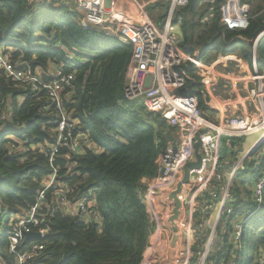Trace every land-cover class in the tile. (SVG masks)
<instances>
[{
    "label": "trees",
    "instance_id": "1",
    "mask_svg": "<svg viewBox=\"0 0 264 264\" xmlns=\"http://www.w3.org/2000/svg\"><path fill=\"white\" fill-rule=\"evenodd\" d=\"M198 3L199 0H190L175 12V18H180L181 49L190 55L198 54L204 61L211 60L206 53H236L251 65L252 40L264 29V13L253 15L245 29L228 30L219 24L218 17L208 24L199 23L203 7L198 8ZM79 21L80 14L72 6H60L55 1L0 0V50L9 60L18 68L30 67L45 80L53 78L47 70L50 64L55 70L63 66L62 72L72 75L69 86L61 90L62 105L93 146H83L72 154L60 149L53 163L59 168L58 179L66 189L67 200L74 203L84 197L93 202L101 216L100 222L86 223L64 212L58 208L52 188H48L40 211L45 214L47 233L29 239L19 249L31 242L42 245L29 264H139L151 230L143 202L147 188L143 179L155 176V162L167 144L170 127L143 103L124 98L131 45L83 30ZM59 44L62 47H57ZM69 55L72 60H68ZM256 62L261 70L264 36L256 46ZM180 71L184 76L180 91L195 95L199 108L209 118L212 106L193 67L184 63ZM56 121L55 106L44 91H34L0 71V200L8 212L29 209L44 187L52 169L41 150L53 141ZM23 140L36 146V152H14L11 144L18 146ZM234 187L237 190L234 185L232 192ZM233 194L236 217L242 212V202L236 191ZM50 206L55 207L51 215L47 214ZM257 215V264H261L264 195ZM6 223L4 220L0 228L1 264L14 261L8 251ZM220 239L223 246L209 253L204 264L228 261L231 240L225 233ZM194 252L191 264L198 257L196 249ZM235 264H248L244 261V247L243 252H237Z\"/></svg>",
    "mask_w": 264,
    "mask_h": 264
},
{
    "label": "built area",
    "instance_id": "2",
    "mask_svg": "<svg viewBox=\"0 0 264 264\" xmlns=\"http://www.w3.org/2000/svg\"><path fill=\"white\" fill-rule=\"evenodd\" d=\"M26 1L28 3L55 1L60 6H72L80 14L79 22L83 30L104 34L131 45V56L123 86L124 98L131 101L141 99L148 111L158 114L177 133L176 138L168 141L159 153L155 162L156 174L147 183L143 194L149 221L156 218L152 204L153 195L155 192L169 191L176 185L184 164L195 159L193 145L195 136L198 135L202 143L200 149L203 157L202 166L205 164L204 159L212 155L211 152L214 155V162L211 173L198 189L203 191L199 192V197L203 198L202 206L195 201L192 205L190 216L193 217L195 214L197 226L193 228L194 223L191 226L187 224L189 239L192 238L191 233L193 238L195 233L196 239H200L198 235L207 228L205 217L212 212L214 218L211 231L202 249L197 251L200 260L198 264H204L209 253L219 249L220 245L223 246L217 228L223 220H228L231 247L228 248V261L225 264H235L237 252H243L241 242L245 225L261 210L264 195V155L259 156L264 148V67L259 70L256 62V46L259 39L264 36V29L252 40V71L247 80H243L247 95L245 109H237L214 122L204 116L195 95L180 91L184 85L180 66L184 63L191 65L208 96L221 98L217 93L219 80L227 85L232 82L231 76L240 71V63L236 61L229 68L226 65L229 59L204 61L198 54L190 55L181 49L180 18H175V12L179 7L188 5L190 0H163L166 12L161 23L156 21L148 11L147 4L141 0ZM201 7L203 11L198 16L199 23L208 24L218 17L219 24L228 30L245 29L252 17L249 0H199L198 8ZM57 47L62 45L59 44ZM67 57L68 60L73 59L71 55ZM218 65L224 67L223 70L217 75L213 74ZM62 68L63 66H58L53 78L45 80L39 72L33 71L30 67L18 68L0 50V71L23 86L34 91H44L55 106L57 114L53 141L47 148L41 150L48 158L52 171L44 187L38 191L35 203L25 211L11 213L0 200V225L2 219L7 221L8 251L14 256L11 264H29L43 248L37 242H31L21 250L19 246L22 245L25 231H38L40 237L47 233L48 228L44 225L45 214L40 211L41 203L46 199L45 190L48 188H52L58 208L64 212L77 215L86 223L101 220L92 201L84 197L78 198L74 203L67 200L66 189L58 179L59 168L53 163L60 149L72 154L81 150L83 146H93L86 132L77 126V120L72 118L62 105L61 90L69 86L72 79L71 74L62 72ZM249 83H252V86H249ZM252 137L253 139L249 141ZM11 148L14 152L22 154L35 153L37 150L36 146L27 145L25 140L18 146L12 143ZM224 149L227 153H239V157L233 162L224 185L217 189L216 185L222 181V174H216L214 171L217 167L220 168L219 152ZM245 159L258 161L257 167H254L256 173L252 195L250 204L245 203L242 212L233 219L236 209L233 204L235 196L232 192L234 178L236 172L243 168ZM210 180L215 182L214 187H207ZM196 193L193 200L197 197ZM206 198H209V201ZM54 210L55 207L50 206L47 214H53ZM163 244L160 228L151 229L139 264H163L155 254L157 250L164 249ZM188 251L191 254L190 241ZM189 254L188 257L186 255V263ZM173 263L174 261L168 264ZM260 263L264 264V254Z\"/></svg>",
    "mask_w": 264,
    "mask_h": 264
},
{
    "label": "crops",
    "instance_id": "3",
    "mask_svg": "<svg viewBox=\"0 0 264 264\" xmlns=\"http://www.w3.org/2000/svg\"><path fill=\"white\" fill-rule=\"evenodd\" d=\"M141 1L147 4L148 11L151 14L153 13V11H151L149 9V7L153 6L154 4L164 5L163 3H165L163 0H158V1L157 0H155V1H153V0H141ZM120 4H122V2H120ZM157 13H158V11H156L153 14L156 15ZM230 56L231 57L233 56V57H232V59H229L226 62V65H228L230 68L234 64V62L237 61L240 63V71L236 72L235 74H233L231 76L232 82H230L228 85L219 80V86L217 87V93L221 96V98H215L214 95L213 96L209 95L210 96L209 100H210V104L212 106V109L210 111L211 117H209L208 119L211 121H214V122L218 121L220 118H222L226 114H231V113L237 111V109H240V110L245 109V100H246L247 95H246V89L244 87L243 80H247V78L249 77V75L252 71V63L250 65L241 56H239V55L236 56V54H232ZM223 68L224 67L218 65L217 70H215L213 74L217 75L220 70H223ZM47 70H49L51 75L55 74V66L54 65L50 64V66L47 67ZM249 86H252V83H249ZM169 130L170 131H168L167 142L176 138V135H177L175 130H171L170 128H169ZM227 162L228 161L224 160L225 165ZM223 175H224V172H223L222 178H221L222 181L216 185L217 189H220L224 185V183L226 182L225 178H223ZM254 175H255V172H254ZM254 175H253V178H251L250 180H245L249 183L248 186L246 183L243 182V185H246L247 186L246 188L249 191V193H247V194L244 192L243 187H241V185H239V184L236 185L234 183V185H236V188H237V190H236L234 187V189H235L234 191H236L237 194L239 195L238 200H240L242 202V205L239 206V208H243L245 203H249L251 200L252 184H253ZM150 180L151 179L144 178L143 182H145L147 184ZM184 185L182 186V188L184 187ZM213 187H214V185H213ZM193 188L194 187H192V189ZM188 190H189V188H188ZM179 195H180L179 196L180 202H179L178 206L176 205L173 198L170 197L171 195L169 192H163V193L162 192H155V194L153 195L152 204L154 207V212L156 213V218L154 220L150 221L151 222V229L156 230L158 227L160 228L161 241L163 243H165L167 239H169L168 241H171L173 243V240H170V233L175 235L177 233V230H182L181 223L179 222V220H180L183 212L186 211V209L184 208V205L182 204L183 198H182L181 193ZM206 199H207V201H209V198H206ZM202 201H203V198L200 197V199L198 200V204H200L201 206H202ZM187 210H188V208H187ZM213 218H214V214H212V212L208 216L205 217L207 228L202 234L198 235V236H200V239H196L197 235L195 233H194V238H193V233L190 234L192 237L189 240L190 241V251H191V249L193 251H194V249H196L197 251L202 249V247L204 246L205 241L209 235V232L211 231ZM234 218L235 217H233V219ZM189 219H190V221H188ZM196 222H197V219L195 218V214L193 217L190 216V214H187L186 218H185V224H183V226L187 227L188 223L190 224L189 226H191L194 223L192 226H193V228H195L197 226L195 224ZM222 224H223V226H222ZM221 226H222V231L219 233L218 229ZM226 226H228L227 232H226ZM217 232H218V236L219 235L222 236V234L225 233L229 238V236H230V222L228 220L222 221L217 228ZM181 237L182 236H178L177 239L175 240V241H177V243L179 241L178 244H180V245H182V243L180 241ZM191 253H192V251H191ZM185 254L188 257V254H189L188 246H186V253Z\"/></svg>",
    "mask_w": 264,
    "mask_h": 264
},
{
    "label": "rangeland",
    "instance_id": "4",
    "mask_svg": "<svg viewBox=\"0 0 264 264\" xmlns=\"http://www.w3.org/2000/svg\"><path fill=\"white\" fill-rule=\"evenodd\" d=\"M249 4H250V11H251V16L253 17V15H262V13H264V9L262 10V8H264V0H249ZM259 7L261 8L260 10ZM36 8V6L34 7ZM54 8V7H51ZM149 9L151 11H153V13H155L156 11H158V13L156 15H154L152 13V15L154 16V18L156 19V21H159L160 23L163 20L164 17V13L166 12V5H162V4H154L153 6L149 7ZM181 10V9H180ZM179 10V11H180ZM258 10V11H257ZM180 15V14H179ZM181 16V15H180ZM206 57L210 56L211 60H227V59H232V57L230 55L232 54H223V55H215L213 56V53H206ZM236 54V53H234ZM222 56V57H221ZM236 56H238V54H236ZM138 103H142L141 99H137ZM208 117H211L210 112H208ZM253 139L249 138V141H251ZM210 154H213V152H211ZM220 156L218 157V165H220V168L218 169V167L215 169L214 173L218 174H223V178H225V181L227 180V176L229 173V170L232 167L233 162L239 157V155L237 154L236 156H233V153H227L226 150H220L219 152ZM261 154V155H260ZM259 154V156L264 155V148L263 151ZM228 159V160H227ZM224 160L228 161L225 165ZM258 161L256 159L254 160H248L245 159L243 162V168H240L235 175L234 178V183L237 185H241V187H243L244 192L247 194V186L249 185V183L245 180H250L251 178H253L254 175V167H257ZM225 165V166H224ZM230 167V168H229ZM226 170H225V169ZM205 173V171H196L195 170L191 173V177L189 179V182L186 183L184 185V189L181 191V195L183 198V202L182 204L184 205V208L186 209V211L183 212L179 222L182 224H185V218L187 215V208L189 210V202L187 201V199H185L186 197L184 196V192L187 191V189H191L192 187H195L196 184H198L199 182L203 181V174ZM183 175V170L181 172V175L179 177V180L182 178ZM243 182L247 184V186H243ZM215 183L213 182V180H210L207 184L208 186H213ZM175 188L172 187L169 191L171 193L172 190ZM204 190V189H203ZM199 192H203L202 190H198L197 197L194 198L195 203H198V200L200 199V193ZM163 193V192H162ZM4 220L2 219L1 223H3ZM260 223V219L258 218V215L256 214L255 216H253L252 218H250V220L246 223L245 225V229L246 232V239L244 240L243 243V247H244V261H247L248 264H257L258 262V258L260 256V249H259V242L257 239V226ZM223 226V224H222ZM222 226L218 229V232L220 233L222 231ZM2 227V225H0V228ZM182 227V226H181ZM184 228V226H183ZM182 232L183 235L186 233V231H182V230H177V233L175 235L170 233V240H173V243L171 241H168L169 239L166 240V242L163 244L164 249L161 248L159 251H156V255L159 257L158 259L160 260L159 262L163 263V264H168L172 261H174L173 264H191V259L194 258V254L195 252L191 249L192 253L189 254V258L188 261L186 263V247L184 245H180L177 243V241H175L177 239L178 236H182ZM219 238H221V235H219ZM178 244V245H177ZM179 246V247H178ZM248 259V260H247ZM199 256L195 259V264L199 263Z\"/></svg>",
    "mask_w": 264,
    "mask_h": 264
},
{
    "label": "water",
    "instance_id": "5",
    "mask_svg": "<svg viewBox=\"0 0 264 264\" xmlns=\"http://www.w3.org/2000/svg\"><path fill=\"white\" fill-rule=\"evenodd\" d=\"M201 132V131H200ZM195 142H194V157L195 159L192 161H188L184 164L183 166V175L182 178L180 180H178V182L175 185V188L172 190V192L170 193V197L173 198V200L175 201L176 205H179V194L181 193V191L183 190L182 186L186 183L189 182L190 179V172L192 170H197L199 168H201L202 163H203V157L202 154L200 152V149L202 147V143L199 140L198 135L195 136ZM41 235L38 231H25L24 233V238L22 240V245L26 244L27 241L29 239L32 238H39Z\"/></svg>",
    "mask_w": 264,
    "mask_h": 264
},
{
    "label": "bare ground",
    "instance_id": "6",
    "mask_svg": "<svg viewBox=\"0 0 264 264\" xmlns=\"http://www.w3.org/2000/svg\"><path fill=\"white\" fill-rule=\"evenodd\" d=\"M213 162H214V155L212 154L211 156H208L204 159L205 164L201 168L195 170V172L196 171H198V172L199 171H205V173L203 174V181L196 184L193 189L192 188L189 190L187 189V191L184 192V196L186 197L185 199H187V201L189 202V210H187L188 211L187 214H190V212H191L192 205L194 203L193 197H194L196 191L202 187V185L204 184V180L211 173L212 167H213ZM191 173H190V177L192 176ZM181 226H182V230L186 231V233L184 235L182 233V237H181L180 241H181L182 245H184L186 247V246H188V242L190 240L189 239V233L187 231V227L183 228V224Z\"/></svg>",
    "mask_w": 264,
    "mask_h": 264
}]
</instances>
